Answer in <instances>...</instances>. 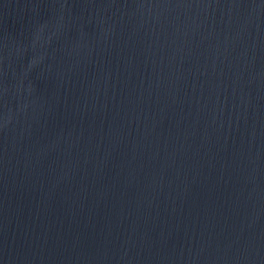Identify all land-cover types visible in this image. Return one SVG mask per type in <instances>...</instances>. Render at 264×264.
Wrapping results in <instances>:
<instances>
[{
  "label": "water",
  "instance_id": "obj_1",
  "mask_svg": "<svg viewBox=\"0 0 264 264\" xmlns=\"http://www.w3.org/2000/svg\"><path fill=\"white\" fill-rule=\"evenodd\" d=\"M0 264H264V0H0Z\"/></svg>",
  "mask_w": 264,
  "mask_h": 264
}]
</instances>
